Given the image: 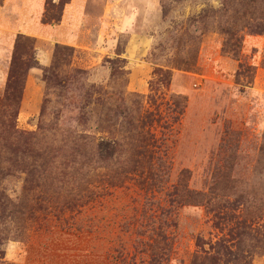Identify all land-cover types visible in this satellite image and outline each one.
I'll return each mask as SVG.
<instances>
[{
	"label": "rangeland",
	"instance_id": "obj_1",
	"mask_svg": "<svg viewBox=\"0 0 264 264\" xmlns=\"http://www.w3.org/2000/svg\"><path fill=\"white\" fill-rule=\"evenodd\" d=\"M46 8L0 0V99L19 35L35 60L0 264H264V0Z\"/></svg>",
	"mask_w": 264,
	"mask_h": 264
},
{
	"label": "trees",
	"instance_id": "obj_2",
	"mask_svg": "<svg viewBox=\"0 0 264 264\" xmlns=\"http://www.w3.org/2000/svg\"><path fill=\"white\" fill-rule=\"evenodd\" d=\"M70 0H58L57 4L53 0H46V11L42 17L43 22L57 23L61 19L62 11ZM59 8V12L50 13L51 8ZM24 39L27 37L19 35L16 39L14 51L10 61L9 74L6 82L5 90L0 99V114L6 115L4 119H0V132L5 133L0 135V147L4 144L8 145V149L15 156L14 162H25L26 158L30 157V148L33 144L32 135L28 132L18 130L14 123L18 114L19 101L22 92V84L26 70L31 67L34 58L30 57L29 49L24 45ZM26 54L25 59L22 55ZM7 134V135H6ZM113 148L108 144L104 146ZM1 149V148H0ZM114 149V148H113ZM197 245L203 249V242L198 241ZM220 249H224L222 243L217 245Z\"/></svg>",
	"mask_w": 264,
	"mask_h": 264
}]
</instances>
